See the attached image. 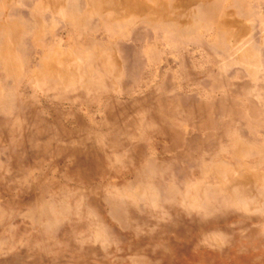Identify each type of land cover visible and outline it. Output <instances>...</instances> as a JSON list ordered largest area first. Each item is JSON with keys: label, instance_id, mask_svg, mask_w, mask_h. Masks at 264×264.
Listing matches in <instances>:
<instances>
[{"label": "rangeland", "instance_id": "374dc122", "mask_svg": "<svg viewBox=\"0 0 264 264\" xmlns=\"http://www.w3.org/2000/svg\"><path fill=\"white\" fill-rule=\"evenodd\" d=\"M0 264H264V0H0Z\"/></svg>", "mask_w": 264, "mask_h": 264}]
</instances>
